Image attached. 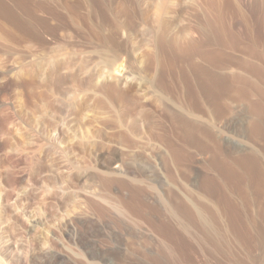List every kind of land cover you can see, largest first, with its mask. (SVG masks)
Returning a JSON list of instances; mask_svg holds the SVG:
<instances>
[{
	"label": "rangeland",
	"instance_id": "374dc122",
	"mask_svg": "<svg viewBox=\"0 0 264 264\" xmlns=\"http://www.w3.org/2000/svg\"><path fill=\"white\" fill-rule=\"evenodd\" d=\"M162 1L170 9L161 13V23L176 34L199 20L204 5V0H0V264H264V201L247 205L239 199L234 212L227 200L221 205L207 200V154L195 152L191 171H176L175 180L160 158L109 151L86 156L69 149L65 159L47 148L52 140L62 146L70 140L114 146L67 111H59L56 126L47 128L35 91L47 90L44 81L55 59L79 77L100 69L108 51L105 34L126 37L130 20L140 27L130 44L141 52L144 28L150 26L141 16L150 10L155 17ZM224 1L236 45L254 47L261 56L255 70L243 63L223 69L229 85L250 91L251 99L229 100L221 117L214 111L215 131L227 155L253 154L252 168L239 165L238 171L247 172L255 195L254 182L264 174V0H235L234 8ZM118 23L125 28L117 31ZM240 51L227 49L239 58ZM117 64L114 74L125 84L126 61ZM235 74L243 77L236 84ZM67 85L78 95L88 91L86 85L80 92L72 80Z\"/></svg>",
	"mask_w": 264,
	"mask_h": 264
},
{
	"label": "bare ground",
	"instance_id": "6f19581e",
	"mask_svg": "<svg viewBox=\"0 0 264 264\" xmlns=\"http://www.w3.org/2000/svg\"><path fill=\"white\" fill-rule=\"evenodd\" d=\"M136 1L139 2V0ZM222 1L204 0L202 9L199 7L202 10L199 20L183 28L180 34H176L165 22L161 23V13L166 10V2L156 3L153 18L150 10L147 11L149 7L146 10L147 14L143 13L141 16L142 22L150 25L144 28V32L140 29L145 34V42L138 44L143 49L142 53L139 52L141 55L137 51L139 47L136 44H130L134 43L131 39L134 37L133 32L139 31V25L132 20L129 21L127 28L124 24L118 23L117 31L125 28L126 37L118 38L114 32H111L114 35L105 34L104 38L100 36L105 43L103 48L107 47V55L103 57L101 68L92 70L85 77L76 76L74 73L70 75L65 71L66 69L64 70V63L57 59L52 61L47 79L45 78L46 81H44L47 90L35 91L38 92L37 95L35 93L37 96L35 106L38 108H36L37 112L38 110L44 112L40 113L45 117L42 120L45 121L47 128L52 129L56 126L53 117L57 116L59 111H67L79 124L81 122L84 126L87 125L93 131L92 134L104 135L114 141L115 148L103 142L88 140L74 142L70 140L68 146L67 143L62 146L50 138L52 141L47 147L50 154L66 159L70 156L69 149H73L86 156H98L109 151L115 155L127 157L145 155L147 158H160L165 161L170 178L176 180V171L190 172V163L194 160L195 152L203 153L209 157L208 163L204 165L206 166L204 181L207 183V198L208 196L210 198L204 197L205 199L210 201L212 198L215 201L217 199L220 205L222 201L227 200L234 205L233 211L237 209L235 206L239 199L247 205L264 201V174L262 178L254 182L256 183L254 195L252 189L248 188L251 184L248 182L251 180L247 172L238 171L239 165L244 167L248 165L252 168L249 161L254 158L253 154L227 155L223 150L222 139L217 135L219 130L215 131L217 125L214 122V111L221 117L230 109L229 100L249 101L251 99L250 91H240L241 87L238 86V89L237 85H229L230 82L227 75L223 73V69L233 63H243L255 70L258 66L256 60L259 55L261 56L254 47L243 46L240 49L236 45L237 37L235 38V35L230 32L229 25L225 21L226 8L221 4ZM225 1L228 3V8L235 7V0ZM168 7L167 9H170ZM228 48L233 52L241 50L244 56L241 55L242 57L239 58L229 54ZM140 56L145 58L144 61ZM120 58L126 61L128 70L125 84L114 74L119 71L117 62ZM232 78L235 84V81L239 82L243 79L239 74L233 75ZM71 80L79 91L87 85L90 92H83L82 95H78L75 91L71 92L67 85ZM98 80L101 81L98 82ZM214 82L218 91H213ZM41 84L43 85L42 82ZM87 109H93L96 113L88 116ZM85 117L87 118L83 121ZM115 167L120 171L123 165L121 167L118 163ZM259 173L256 174L260 176ZM123 184L124 187H129L131 183L126 185L123 182ZM213 191L217 193L216 198ZM88 244L91 246L90 243ZM89 245L87 248L90 247ZM90 250L93 252L92 249Z\"/></svg>",
	"mask_w": 264,
	"mask_h": 264
}]
</instances>
